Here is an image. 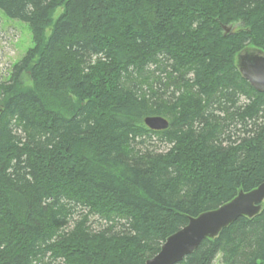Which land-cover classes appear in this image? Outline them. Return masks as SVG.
I'll return each instance as SVG.
<instances>
[{"label": "trees", "instance_id": "obj_1", "mask_svg": "<svg viewBox=\"0 0 264 264\" xmlns=\"http://www.w3.org/2000/svg\"><path fill=\"white\" fill-rule=\"evenodd\" d=\"M0 9L34 42L0 81V264H145L264 182V92L237 64L264 51V0ZM177 264H264V202Z\"/></svg>", "mask_w": 264, "mask_h": 264}, {"label": "water", "instance_id": "obj_2", "mask_svg": "<svg viewBox=\"0 0 264 264\" xmlns=\"http://www.w3.org/2000/svg\"><path fill=\"white\" fill-rule=\"evenodd\" d=\"M225 34L235 33L237 26L222 25ZM239 69L245 79L259 92H264V55L245 53L239 56ZM145 124L154 130L169 127L163 116H147ZM264 202V182L258 187L240 191L232 200L220 207L190 217L189 222L170 235L162 244L160 251L149 258L145 264H177L195 251L205 238H214L220 231L241 216L254 217L262 209Z\"/></svg>", "mask_w": 264, "mask_h": 264}, {"label": "rangeland", "instance_id": "obj_3", "mask_svg": "<svg viewBox=\"0 0 264 264\" xmlns=\"http://www.w3.org/2000/svg\"><path fill=\"white\" fill-rule=\"evenodd\" d=\"M60 10L54 15L56 19ZM238 24H236L237 26ZM225 32V31H224ZM49 34V30L47 31ZM32 30L28 23L12 19L0 9V81L8 79L13 65L18 62L26 52L33 47ZM245 53L262 54L264 51L256 46H247L237 55V64L239 56Z\"/></svg>", "mask_w": 264, "mask_h": 264}, {"label": "bare ground", "instance_id": "obj_4", "mask_svg": "<svg viewBox=\"0 0 264 264\" xmlns=\"http://www.w3.org/2000/svg\"><path fill=\"white\" fill-rule=\"evenodd\" d=\"M225 228V227H224Z\"/></svg>", "mask_w": 264, "mask_h": 264}]
</instances>
